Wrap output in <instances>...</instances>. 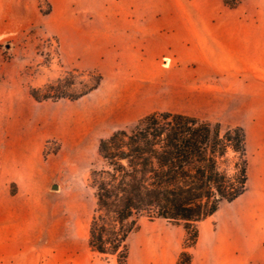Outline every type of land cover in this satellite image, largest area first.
Returning a JSON list of instances; mask_svg holds the SVG:
<instances>
[{
	"label": "rangeland",
	"instance_id": "1",
	"mask_svg": "<svg viewBox=\"0 0 264 264\" xmlns=\"http://www.w3.org/2000/svg\"><path fill=\"white\" fill-rule=\"evenodd\" d=\"M116 10L120 0H18L22 27L0 43V264H117L88 246L96 207L90 174L105 165L100 140L116 130L171 109L246 131L248 97L238 95L231 78L188 87L187 79L160 71L169 58L143 53L137 62ZM72 70V95L93 83L90 74L103 79L79 99L38 102L30 95ZM254 166L248 191L210 221L224 232L233 224L242 250L253 246L245 264H264V204ZM141 233L183 241L186 235L181 225L142 216L128 240L133 258Z\"/></svg>",
	"mask_w": 264,
	"mask_h": 264
},
{
	"label": "trees",
	"instance_id": "2",
	"mask_svg": "<svg viewBox=\"0 0 264 264\" xmlns=\"http://www.w3.org/2000/svg\"><path fill=\"white\" fill-rule=\"evenodd\" d=\"M224 1L230 7L239 2ZM77 72L32 87L30 95L38 102L79 99L103 79L90 74L93 83L72 95L67 83ZM98 152L105 165L90 174L96 207L88 246L98 255L115 257L117 264H128V240L142 216L183 226L186 235L177 264H192L199 223L248 190L247 135L239 125L223 127L181 112L155 111L132 128L102 138Z\"/></svg>",
	"mask_w": 264,
	"mask_h": 264
},
{
	"label": "crops",
	"instance_id": "3",
	"mask_svg": "<svg viewBox=\"0 0 264 264\" xmlns=\"http://www.w3.org/2000/svg\"><path fill=\"white\" fill-rule=\"evenodd\" d=\"M17 6L18 0H0V43L22 27ZM118 13L130 38L128 51L138 56L137 62L143 53L169 58V65L160 71L187 79L188 87L197 80L204 85L206 80L231 78L238 95L248 97L249 166L254 161L264 204V0H241L235 7L224 0H120ZM152 46L150 53L147 48ZM130 67L135 72L136 65ZM214 215L198 225L192 264H245L253 246L242 250L234 225L230 223L224 232L222 225H212ZM139 237L136 256L130 253L128 264H177L183 235ZM248 242L255 245L257 239L250 236Z\"/></svg>",
	"mask_w": 264,
	"mask_h": 264
},
{
	"label": "water",
	"instance_id": "4",
	"mask_svg": "<svg viewBox=\"0 0 264 264\" xmlns=\"http://www.w3.org/2000/svg\"><path fill=\"white\" fill-rule=\"evenodd\" d=\"M52 189H58V184L56 181L53 182Z\"/></svg>",
	"mask_w": 264,
	"mask_h": 264
},
{
	"label": "built area",
	"instance_id": "5",
	"mask_svg": "<svg viewBox=\"0 0 264 264\" xmlns=\"http://www.w3.org/2000/svg\"><path fill=\"white\" fill-rule=\"evenodd\" d=\"M2 58H1V56H0V60H1Z\"/></svg>",
	"mask_w": 264,
	"mask_h": 264
}]
</instances>
